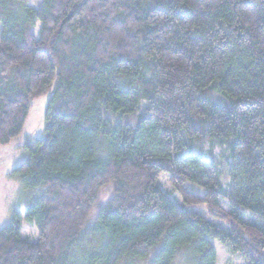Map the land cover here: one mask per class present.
Here are the masks:
<instances>
[{"label":"trees","instance_id":"16d2710c","mask_svg":"<svg viewBox=\"0 0 264 264\" xmlns=\"http://www.w3.org/2000/svg\"><path fill=\"white\" fill-rule=\"evenodd\" d=\"M0 23V146L47 99L0 264H217L213 240L264 264V0H0Z\"/></svg>","mask_w":264,"mask_h":264},{"label":"rangeland","instance_id":"374dc122","mask_svg":"<svg viewBox=\"0 0 264 264\" xmlns=\"http://www.w3.org/2000/svg\"><path fill=\"white\" fill-rule=\"evenodd\" d=\"M28 2L35 8L41 6L42 4V0H28ZM46 109V97L36 99L33 102L30 116L22 134L10 145L0 146V227H5L12 222L14 218V211H20L24 215L27 208L37 201L44 193V189L42 188H26L23 180L19 176H14L12 172L26 160V144L42 138L41 131L43 130V118L45 116ZM31 131L38 132L39 135H34ZM159 185L173 201L179 203L181 202L180 197L173 191L172 186L169 184L167 175L161 176ZM188 187L191 189L192 186L188 185ZM194 191L198 194L204 195V191L199 189ZM112 197V189L110 187L106 188L100 196L97 209L94 212L95 216L98 215L99 211L112 199ZM186 209L199 213L211 222L227 228L223 222L211 218L208 215L206 205L189 206L186 207ZM95 216L92 217V222L96 218ZM22 236L29 242L35 243L38 240V233L34 226L28 225L25 222ZM212 242L218 254L217 264H250L242 254L233 251L229 246L216 240H213ZM174 264H201V256H196L194 252L190 253L189 250L184 249L180 252Z\"/></svg>","mask_w":264,"mask_h":264}]
</instances>
